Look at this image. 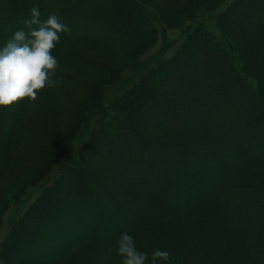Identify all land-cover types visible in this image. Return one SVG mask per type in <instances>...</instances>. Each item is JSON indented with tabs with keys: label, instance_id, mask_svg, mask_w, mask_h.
Masks as SVG:
<instances>
[{
	"label": "trees",
	"instance_id": "16d2710c",
	"mask_svg": "<svg viewBox=\"0 0 264 264\" xmlns=\"http://www.w3.org/2000/svg\"><path fill=\"white\" fill-rule=\"evenodd\" d=\"M45 1L41 19L63 17L71 35L62 34L52 53L59 62L53 87L42 90L35 102L0 109V171L18 158L4 149L15 134H25V150L32 156L39 150L34 155L43 161L33 165L36 174L5 207L23 198L28 184L36 186L8 222L0 244L2 263L60 264L71 254L69 264H122L117 240L127 232L149 259L153 250H167L169 264H222L229 254L220 246L229 242L248 251V264H264V193L243 183L264 176V153H246L241 144L264 147V132L257 133L264 123V24L258 25L264 0H235L219 18L217 35H210L217 42L193 36L171 59L157 61H141L159 36L147 13L153 7L149 0H0V22L13 25V32L24 28L31 9L41 11ZM206 1L189 0L183 8L193 10ZM73 7L83 8V16ZM246 17L257 20L250 23ZM83 22L91 25L93 36L72 32ZM168 25L161 24L162 33ZM5 30L0 29V46L7 43ZM69 42L102 53L108 61L65 49ZM71 75L77 79L66 90ZM113 84L118 87L108 91ZM237 94L251 101H237ZM225 100L232 101L230 108L222 104ZM31 112L45 116L44 126L17 129L20 115ZM182 114H193L194 123L178 118ZM59 117L75 121L64 126L60 140H53L48 134L63 123ZM149 118L160 128H152ZM160 134L168 138L158 140ZM230 134L241 137L240 142H231ZM104 153L110 157L106 167L97 164ZM157 163L168 176L175 173L165 189ZM123 174L141 177L118 186L113 176ZM145 182L149 191L142 188ZM114 187L122 199L113 194ZM5 212L0 213V229ZM38 248L51 259L37 263L25 252Z\"/></svg>",
	"mask_w": 264,
	"mask_h": 264
},
{
	"label": "rangeland",
	"instance_id": "374dc122",
	"mask_svg": "<svg viewBox=\"0 0 264 264\" xmlns=\"http://www.w3.org/2000/svg\"><path fill=\"white\" fill-rule=\"evenodd\" d=\"M189 0H149V2L151 3V5L153 7H148L149 12L147 13H151V15H153L154 20L151 19V23L152 26L156 27L158 29V39L157 42L155 43L154 48L147 54L145 55L141 61H146V60H150L153 59L155 61L157 60H169L171 59L176 53L177 51L182 47V45L191 37L195 36L197 38H205L206 40L212 42H217L215 39H212L210 37V35L214 34L215 36L217 35L216 32V28L217 25L219 23V18L226 13V10L233 5L235 0H209L206 1L204 3H202L200 6L196 7L195 9L191 10V7H184V5L187 3ZM181 2V3H180ZM180 3V4H179ZM45 5H47V1L44 2L42 8L41 9V15L42 13L45 14L44 12V7ZM156 10H153V9ZM194 8V7H193ZM73 9H75L76 11L78 10L80 15L83 16V8H77V7H73ZM191 10V11H190ZM238 13V12H237ZM189 17L194 18L192 21L191 19H189ZM261 18L258 19V25L261 26L264 24V14L260 15ZM83 18V17H82ZM75 19H73V21H75ZM246 20L248 22H255V20L257 19H251L250 17H246ZM162 23H168L169 25V30H165L163 31V33L160 30V26ZM80 25V24H79ZM82 29L78 28V29H74L72 32L76 33V35L78 34L79 36H81L82 33L84 34H88L93 36V33L90 30L91 25L87 24L86 22H83ZM5 28L6 30V38L7 41L12 37L13 35V25H8L7 23H2L0 22V29ZM250 28H252L251 30L255 31L256 28L254 26H250ZM160 30V31H159ZM71 35V33L65 35V36H69ZM245 45H254L255 43L252 40H243ZM225 48L228 47V43L224 45ZM65 49H74L77 52L81 53V55H85V56H93L96 58H100V59H104L106 61H108L107 57L104 56L102 53H91L90 49L84 45H79L77 43L74 42H69L66 45H64ZM109 64L112 67H116V63H112L109 62ZM237 65L240 66V64L237 61ZM201 74V73H200ZM69 83L68 85L65 84L64 89L69 90V88L73 87V83H71L72 80H76L77 77L71 75L68 76ZM83 82L85 83L83 80H79V82ZM172 83L171 85L173 86V88L176 86V81L172 78L171 79ZM250 83H252L253 85H256V81L253 79L249 80ZM118 86L115 84L110 85L108 88V91H111L113 89H116ZM166 90L164 89L162 91L165 92ZM61 99L59 101H62L63 98H58ZM235 100H245L246 103H249L251 101V99H249V97L247 96H243L241 94H237V96H235ZM73 101L79 103V100L77 98H74ZM64 102V100L62 101ZM223 105H227V107L231 106L232 101L231 100H225L223 103ZM64 108V107H63ZM230 108V107H229ZM248 108L246 107V109H244L243 111H247ZM167 112V117L169 120H172L173 117H170V111H166ZM45 115V114H42ZM181 117L178 116V118H186L187 122L189 121H193L194 123V118H193V114L192 116L189 115H180ZM215 118V117H214ZM45 119V116L40 117V114L37 112H31V113H26L25 115H20L19 120H18V127L17 129L19 130H24V131H31V129L33 130V128H41V125L44 126L43 121ZM189 119V120H188ZM59 121L63 122L60 124L56 123V127L53 131H51L48 136L50 138H52L53 140H60L63 137V131H64V126L70 124L71 122L75 121V119H69V118H64V117H59L58 118ZM175 120V119H174ZM216 121H218L219 119L216 117L215 118ZM148 124L154 128L156 127L157 129H159V125L156 123L154 118H149L147 120ZM42 123V124H41ZM157 125V126H156ZM260 129H258L257 133L260 134V136H263V132H264V123L260 125ZM29 129V130H28ZM9 131L7 130L5 135L8 137L9 136ZM47 134V133H46ZM34 135V134H33ZM158 140H162V139H166L168 138L166 136V134H160L156 137ZM243 138V137H242ZM229 139L231 142L233 143H239L241 140V137H234L233 134L229 136ZM28 140V137L26 139L25 134H15L14 136H12L10 138V141L6 143V146L4 147V149H8L11 156L12 157H18L16 162H14V164H11L10 162L7 164V166L5 167V169L2 171H0V176H1V180H0V213H2L3 211H6L4 213V224L3 227L0 229V244L3 240V238L5 237L8 228H9V224L8 222L10 221L11 217L15 214L18 205L24 200V198L27 196L28 194L32 195L35 192H37L36 186L28 184L26 186L27 189V194L16 201H13L12 203L9 204V207L7 208V210L5 209V207L7 206V203L9 201H11V199L16 196L18 193L20 194L21 190L23 189L24 184L30 180V178H32L37 171H35L36 169H34L33 165L36 166H41L43 164V161H40L39 158L35 157V155H39V150L36 151H32L33 152V156L31 152H28L27 150H25V142ZM241 144H243L245 148V152L246 153H264V147L260 148L258 146H254L252 144H249L247 142H244L243 140H241ZM108 150L106 149L104 152L106 153ZM153 153L160 155L161 152L155 151V149L151 150ZM105 153L103 154V158L99 157L98 158V163L97 164H101L102 166L106 167L107 166V162L106 160H108L110 157L107 155H105ZM35 154V155H34ZM108 156V157H107ZM203 158L205 160H210V158L206 157L205 155L203 156ZM229 160H232V155L228 156ZM22 161H27L26 165H21ZM155 166V170H159L162 172V176H163V182H162V188H167L171 185L172 179L175 178V173L171 174V175H167L166 172L162 171L161 169V163H157L154 165ZM256 170H260V168H256ZM115 171H118L115 169ZM137 176V177H136ZM115 179V183H117V185H131L130 183L137 181V178H140L141 176L139 174H132V175H117V176H113ZM148 177V176H147ZM26 180V181H25ZM245 181V180H244ZM20 182H23L19 185ZM241 182V181H240ZM242 183V182H241ZM245 184V186L247 185H251L252 186H257L261 192L264 193V176L260 177L259 180L248 183V182H243ZM19 185V186H18ZM243 185V184H242ZM244 187V186H243ZM119 187H114L111 189V191L113 192V194L118 198V199H122V197L120 196V191L118 189ZM143 190L145 191H149L151 186L148 185L147 182H145L143 184ZM180 191V190H178ZM188 194V193H187ZM15 200V199H14ZM35 200V198H33V200H31V202L28 205H30L33 201ZM119 212V211H118ZM121 215H123L120 212ZM98 221H102L100 218H98ZM96 227H101V225L96 226ZM103 228V227H102ZM80 233V231H79ZM78 235V236H77ZM81 235L76 234V239L79 240V237ZM75 239V240H76ZM77 242V241H76ZM222 248V250H227L228 251V256L225 260H222V264H248V260H250V255L248 253V251L240 244L237 243H228L225 245H221L220 246ZM70 250L73 248V245H71ZM25 252H27V254L29 253V257H31V255H33L31 258L32 260H36L37 263H41L42 261H49L51 259L50 256H48V254H46L44 252V250L42 248H38V249H27L25 250ZM231 252V253H230ZM26 254V253H25ZM71 254H69L65 260H63L60 264H69V259H70ZM25 258H27V255L25 256H21L19 258L20 263L25 261ZM197 263H202L201 258H198ZM220 262V263H219ZM219 264H221V260L218 261ZM0 264H3L2 261L0 260Z\"/></svg>",
	"mask_w": 264,
	"mask_h": 264
},
{
	"label": "clouds",
	"instance_id": "9594fccd",
	"mask_svg": "<svg viewBox=\"0 0 264 264\" xmlns=\"http://www.w3.org/2000/svg\"><path fill=\"white\" fill-rule=\"evenodd\" d=\"M24 28L15 31L0 46V109H8L20 101L35 102L38 94L54 85L53 76L59 62L52 54L61 35L70 33L64 18L56 14L41 19L39 8H32L22 21ZM117 255L122 264H169L170 253L155 249L151 258L137 249L134 237L127 232L117 240Z\"/></svg>",
	"mask_w": 264,
	"mask_h": 264
}]
</instances>
